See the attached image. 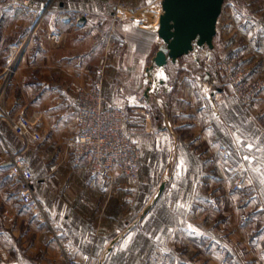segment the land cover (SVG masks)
<instances>
[{"label": "crops", "instance_id": "crops-1", "mask_svg": "<svg viewBox=\"0 0 264 264\" xmlns=\"http://www.w3.org/2000/svg\"><path fill=\"white\" fill-rule=\"evenodd\" d=\"M156 1L41 0L49 12L21 54L4 104L43 135L26 157L55 222L17 200L9 167L23 143L0 119V264H67V253L80 264H264V91L248 110L214 60L221 46L264 77V0H246V10L223 4L212 46L170 60L164 83L147 76L163 42L160 27L114 17L119 5ZM77 11L91 16L76 25ZM30 26L0 0V72ZM106 51L105 98L126 107L142 151L137 186L119 172L97 178L78 167L70 145L79 128L73 82L90 86ZM232 142L241 149L225 159L219 146Z\"/></svg>", "mask_w": 264, "mask_h": 264}, {"label": "built area", "instance_id": "built-area-1", "mask_svg": "<svg viewBox=\"0 0 264 264\" xmlns=\"http://www.w3.org/2000/svg\"><path fill=\"white\" fill-rule=\"evenodd\" d=\"M1 1L4 2L9 10L21 11L31 19V26L26 40L20 46L16 44L11 46L8 62L0 72V119L6 120L10 124L23 143L18 151L11 152L12 158L9 173L17 184V200L34 213L39 220L52 224L55 222V216L37 196L38 178L35 176L26 157L31 145L41 141L43 135L34 128L30 117L25 114L13 115L4 102L3 104L1 103L16 72L9 75L7 65L10 63V57L18 49L24 48V53L30 38L38 35L49 12V7L42 6L41 0ZM139 8L135 7L128 10L135 12ZM120 9L119 5L114 17L124 15ZM90 16L91 13L89 11H77L71 19L76 25H80L79 21L82 17L88 19ZM49 39L54 43L61 42L58 32L50 33ZM119 45H124V41H120ZM108 64L109 54L106 51L98 61L94 80L90 86L83 85L77 81L73 82V87L76 91L74 103L79 125L78 131L70 139L74 162L78 167L89 171L97 178H110L116 172H119L131 179L134 186H137L142 167V151L129 130L132 116L128 113L126 107L118 103H108L105 98L104 84ZM222 71L224 84L232 88L236 102L251 110L254 100L264 91V77L250 75L244 57L238 53L224 58ZM217 117L222 118L223 113L218 112ZM240 149V145L235 142L219 146V152L225 159H230ZM3 162L0 161V164ZM92 185H94V182H92ZM239 187V184L235 185V188ZM3 218L9 221L13 220L6 212ZM64 258L67 264H80L70 253L65 254Z\"/></svg>", "mask_w": 264, "mask_h": 264}, {"label": "water", "instance_id": "water-1", "mask_svg": "<svg viewBox=\"0 0 264 264\" xmlns=\"http://www.w3.org/2000/svg\"><path fill=\"white\" fill-rule=\"evenodd\" d=\"M159 25L163 42L147 68L151 82L166 81V66L177 62L179 55L195 54L212 46L224 0H161ZM86 21L82 17L79 23Z\"/></svg>", "mask_w": 264, "mask_h": 264}, {"label": "rangeland", "instance_id": "rangeland-1", "mask_svg": "<svg viewBox=\"0 0 264 264\" xmlns=\"http://www.w3.org/2000/svg\"><path fill=\"white\" fill-rule=\"evenodd\" d=\"M159 4H162L161 3V0H157L156 2H154V3H152V4H150V6L153 8V13H154V15L156 16L154 19V21L155 22H157L155 25H154V27H157V26H159L160 27V25H158V18H159V12H160V5ZM225 5H230V6H234V7H236L237 5H238V10H246V7H248V4H247V2H246V0H224V6ZM147 6H149V5H147ZM142 7H144V6H142ZM142 7H140V8H142ZM146 7V6H145ZM139 8V9H140ZM121 10L122 11H124L125 9H123V8H121ZM130 11H128L127 10V13H123V12H121V13H123L124 15H129L130 17H137V16H139V12L137 13V14H132L131 12L129 13ZM134 12V11H133ZM162 12V11H161ZM135 13H136V11H135ZM23 14V13H22ZM132 14V15H131ZM24 15V14H23ZM150 28H153V26L151 25V27ZM40 30H41V28H40ZM40 30H39V32H40ZM161 30V29H160ZM35 36V35H34ZM33 37V36H32ZM31 37V38H32ZM31 38H30V40H31ZM29 40V41H30ZM108 41V40H107ZM24 41H22V43H23ZM111 42V41H110ZM112 42H114V41H112ZM119 42V41H118ZM109 43V42H108ZM118 44V43H117ZM15 45V44H14ZM16 45H18V46H20L21 45V43L20 44H16ZM28 45H29V43H28ZM221 47V46H220ZM219 47V48H220ZM219 48L217 49V48H214V49H217V50H215L216 52H214V54H215V56H214V60H215V64H216V66H217V68H218V71H219V79L221 80V82L223 83V85H225L224 84V75H223V71H222V63H223V61H224V58L226 57V56H228L227 54H226V52L224 53L223 52V50H222V48H220V50H219ZM27 51V49L24 51V53H22L23 55L25 54V52ZM211 53H213V52H211ZM10 54H11V47H9V55H8V58H9V56H10ZM23 55H22V57H23ZM204 57V56H203ZM7 62H8V59H7ZM7 64V63H6ZM212 63H210L209 65H211ZM4 99H5V97H3L2 98V101H1V103L3 104V102H4ZM141 160H142V155H141Z\"/></svg>", "mask_w": 264, "mask_h": 264}, {"label": "bare ground", "instance_id": "bare-ground-1", "mask_svg": "<svg viewBox=\"0 0 264 264\" xmlns=\"http://www.w3.org/2000/svg\"><path fill=\"white\" fill-rule=\"evenodd\" d=\"M160 5V12H159V18H158V20H160V13H161V11H162V4H159ZM128 10V9H127ZM127 10H124V11H122L121 9H120V11L121 12H123L124 14L125 13H127ZM129 11V10H128ZM132 14H137L138 12L140 13L139 14V16H140V18H142V19H144V23H145V25H147L148 27L149 26H151V25H155L156 24V22L154 21L155 19V15H154V13H153V8L149 5V6H144V7H142V8H140V9H138L137 11H136V13L135 12H132V11H130ZM129 12V13H130ZM131 14V15H132ZM158 25H159V21H158ZM23 49L24 48H22V49H18V51H16V52H14L12 55H11V57H10V63L7 65V69H8V72H9V75L10 74H12L13 72H14V70H15V68H16V66H17V64H18V62H19V60H20V57H21V54H22V52H23Z\"/></svg>", "mask_w": 264, "mask_h": 264}]
</instances>
